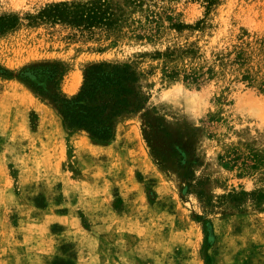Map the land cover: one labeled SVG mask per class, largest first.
<instances>
[{"label": "rangeland", "instance_id": "rangeland-1", "mask_svg": "<svg viewBox=\"0 0 264 264\" xmlns=\"http://www.w3.org/2000/svg\"><path fill=\"white\" fill-rule=\"evenodd\" d=\"M61 1L0 0L21 17L0 32V264H264V0H111L93 33L25 18ZM98 62L148 94L109 141L20 78L60 63L72 96Z\"/></svg>", "mask_w": 264, "mask_h": 264}, {"label": "trees", "instance_id": "trees-1", "mask_svg": "<svg viewBox=\"0 0 264 264\" xmlns=\"http://www.w3.org/2000/svg\"><path fill=\"white\" fill-rule=\"evenodd\" d=\"M114 12L111 0L61 1L46 4L27 13L30 24L62 25L71 33H93L100 25L111 26ZM18 14H0V32L17 27ZM2 74L12 76L8 70ZM60 63L31 65L21 70L20 78L37 93L55 102L68 128L83 129L101 141L111 140L118 119L143 109L148 100L140 75L130 63L98 62L90 65L80 89L72 96L60 91Z\"/></svg>", "mask_w": 264, "mask_h": 264}]
</instances>
